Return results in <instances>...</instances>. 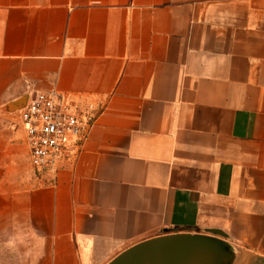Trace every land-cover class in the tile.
Wrapping results in <instances>:
<instances>
[{"label":"crops","instance_id":"0c3cea01","mask_svg":"<svg viewBox=\"0 0 264 264\" xmlns=\"http://www.w3.org/2000/svg\"><path fill=\"white\" fill-rule=\"evenodd\" d=\"M49 90L94 122L41 174L17 111ZM210 230L264 264V0H0V247L107 264Z\"/></svg>","mask_w":264,"mask_h":264},{"label":"built area","instance_id":"2783aa9c","mask_svg":"<svg viewBox=\"0 0 264 264\" xmlns=\"http://www.w3.org/2000/svg\"><path fill=\"white\" fill-rule=\"evenodd\" d=\"M29 162L38 173H53L79 154L94 117L66 95L49 90L28 97L17 111Z\"/></svg>","mask_w":264,"mask_h":264},{"label":"water","instance_id":"95a60500","mask_svg":"<svg viewBox=\"0 0 264 264\" xmlns=\"http://www.w3.org/2000/svg\"><path fill=\"white\" fill-rule=\"evenodd\" d=\"M209 233L150 238L127 248L107 264H233L235 247L222 239V232Z\"/></svg>","mask_w":264,"mask_h":264},{"label":"rangeland","instance_id":"374dc122","mask_svg":"<svg viewBox=\"0 0 264 264\" xmlns=\"http://www.w3.org/2000/svg\"><path fill=\"white\" fill-rule=\"evenodd\" d=\"M24 259H26L24 252H16L12 248L0 247V264H25Z\"/></svg>","mask_w":264,"mask_h":264}]
</instances>
